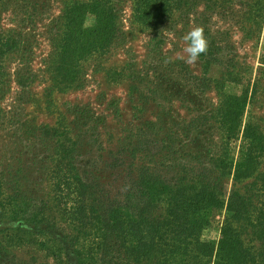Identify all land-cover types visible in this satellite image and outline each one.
I'll list each match as a JSON object with an SVG mask.
<instances>
[{
  "label": "trees",
  "instance_id": "16d2710c",
  "mask_svg": "<svg viewBox=\"0 0 264 264\" xmlns=\"http://www.w3.org/2000/svg\"><path fill=\"white\" fill-rule=\"evenodd\" d=\"M194 2L134 0L143 25L186 14ZM89 15L92 25L85 24ZM64 27L52 65L58 84L75 82L84 60L110 47L117 33L114 0L73 2ZM19 46L14 35L0 34V89L6 56ZM230 100L217 128L199 125V114L182 125L154 123L132 131L108 160L94 157L88 168L78 135L40 128L58 137L42 168L51 193L43 196L37 184L0 172L5 245H34L54 264H264V132L248 123L241 134L246 96ZM211 130L220 140L205 135ZM226 177L234 180L229 192ZM218 210L225 211L220 237L205 240Z\"/></svg>",
  "mask_w": 264,
  "mask_h": 264
},
{
  "label": "rangeland",
  "instance_id": "374dc122",
  "mask_svg": "<svg viewBox=\"0 0 264 264\" xmlns=\"http://www.w3.org/2000/svg\"><path fill=\"white\" fill-rule=\"evenodd\" d=\"M76 1L90 0H0V34L21 42L6 56L0 89V172L37 184L46 196L51 186L42 168L58 137L40 128L78 135L88 168L94 157L108 160L132 131L154 123L182 125L199 114V125L217 128L220 109L239 95L246 96L240 133L248 123L264 132V0H193L186 14L175 11L160 25H143L134 0H114L117 33L110 47L86 58L75 82L58 84L52 65L66 11ZM93 22L89 15L85 24ZM193 27L204 29L208 46L188 63L183 36ZM205 135L220 140L213 130ZM222 183L229 192L234 180ZM224 216L216 212L205 240L218 241ZM34 258L54 264L36 246L7 247L0 236L1 261L33 264Z\"/></svg>",
  "mask_w": 264,
  "mask_h": 264
},
{
  "label": "clouds",
  "instance_id": "9594fccd",
  "mask_svg": "<svg viewBox=\"0 0 264 264\" xmlns=\"http://www.w3.org/2000/svg\"><path fill=\"white\" fill-rule=\"evenodd\" d=\"M183 40L187 42V46L183 49L187 54V62H195L198 57L207 51L208 41L202 27H193L187 31Z\"/></svg>",
  "mask_w": 264,
  "mask_h": 264
}]
</instances>
